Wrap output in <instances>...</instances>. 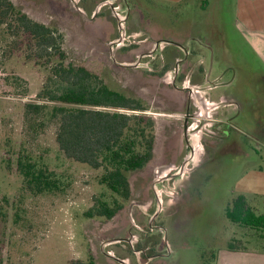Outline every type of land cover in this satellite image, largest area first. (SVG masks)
Listing matches in <instances>:
<instances>
[{"label":"rangeland","instance_id":"rangeland-1","mask_svg":"<svg viewBox=\"0 0 264 264\" xmlns=\"http://www.w3.org/2000/svg\"><path fill=\"white\" fill-rule=\"evenodd\" d=\"M9 1L62 36L68 63L147 106L155 149L150 163L128 175L132 194L124 208L110 220L86 218L94 200L109 195L98 184L101 171L61 154L55 121L25 117L26 104H40L48 69L14 28L0 27V264L89 257L95 264H145L149 255L147 264H223L230 243L239 253L264 252L254 231L225 217L241 194L264 211V134L249 130L264 113V60L237 24L233 0ZM169 42L188 44L199 56L179 62L185 52ZM201 66L209 77L195 84L189 77ZM183 86L197 114L186 132L191 153L181 144ZM249 98L260 110L248 109ZM19 155L53 172L58 189L27 190Z\"/></svg>","mask_w":264,"mask_h":264},{"label":"trees","instance_id":"trees-1","mask_svg":"<svg viewBox=\"0 0 264 264\" xmlns=\"http://www.w3.org/2000/svg\"><path fill=\"white\" fill-rule=\"evenodd\" d=\"M2 26L7 30L14 28L22 42L34 50V59L48 69L36 96L40 104H26L25 117L31 116L30 120L41 114L44 120L55 121V142L61 154L72 162L101 171L98 184L109 191V198H96L84 216L112 219L131 198L128 175L143 169L154 157L155 121L144 114L147 106L110 88L85 67L68 63L61 46L62 36L33 21L9 0H0ZM169 69L167 66L163 71ZM17 172L24 187L34 195L58 189L54 173L44 165L34 164L27 156L19 155ZM225 217L232 224L254 231L264 244V215L257 213L243 195L230 202ZM228 250L240 248L230 243ZM67 264H94V260L89 257Z\"/></svg>","mask_w":264,"mask_h":264},{"label":"crops","instance_id":"crops-1","mask_svg":"<svg viewBox=\"0 0 264 264\" xmlns=\"http://www.w3.org/2000/svg\"><path fill=\"white\" fill-rule=\"evenodd\" d=\"M154 1L163 2L169 5H180V4L185 3L187 0H154ZM200 1H201L200 3L203 4V1L205 0H200ZM233 1L235 3L234 15H235V20L237 21V24L241 27L243 32L247 35V38L250 41V44L252 43L253 49L256 52H258L264 60V0H233ZM169 44L176 46L178 50H181V49L183 50V45H184L183 43L176 44L173 42H169ZM256 44L258 45L257 48L254 47L256 46ZM206 49L208 50L209 48L206 47ZM186 62L187 60L185 61V63ZM203 62H204V58L201 61L198 60V64L200 63L199 65H201ZM200 68L201 69L206 68L208 70V67H205V66H201ZM175 69H176V65H175ZM202 74H203V70L201 71V73H199V75L197 73V76H194V77L190 76L189 80L195 84H202L203 81L208 80L209 72L207 71V75L205 74L202 75ZM263 77L264 76L260 77L263 82L262 84H264ZM253 100L255 101V99L249 98V102L246 103V106L250 105L248 109L249 108L254 109V104H255V108L260 110L258 106L256 107V104L258 105V103L254 102ZM260 102L264 103V99L260 100ZM262 118H264V113L262 115ZM262 118L260 120H262ZM260 120L254 121L253 118L250 120L251 122H253L252 126L249 128L251 132L264 134V125L262 122H260ZM255 211L257 213L264 215V211L262 213L258 212L257 210ZM148 250H149V246L146 247V251ZM228 252L230 253L229 256H227L229 260L227 263H223V264H236V262H232L231 257L234 260H236L238 264H264V252L262 254H249L246 252L239 253L236 251H228ZM104 255L105 257H108L106 254ZM144 258L146 259L145 264H147L149 260L153 259V257H150V255L149 257H144ZM217 264H220V263L218 262Z\"/></svg>","mask_w":264,"mask_h":264},{"label":"flooded vegetation","instance_id":"flooded-vegetation-1","mask_svg":"<svg viewBox=\"0 0 264 264\" xmlns=\"http://www.w3.org/2000/svg\"><path fill=\"white\" fill-rule=\"evenodd\" d=\"M189 49H190V47H189L188 44L183 46V51L185 52V55H183L182 60L179 61V62H182V63H183V61L185 62L189 58V55L191 57H195V56L198 55L197 54L198 52H196V51H190ZM201 71H202V69H200V72ZM200 72H199V69H198V73H200ZM177 89L181 93L182 92H186L187 93V96H186V98L184 99V101L182 103V113H183V116H184L183 118L184 119H183V123H182V131H181V138H182L181 139L182 140V143L181 144L184 147L186 146V152L191 153L192 152L191 143L188 141L189 140V136H188V134H186V132L188 131V129L190 127V123H191L190 121L195 120L196 119V116L195 115H197V114H195L193 112L192 113L190 112V106H191V104H190L191 103V96H190L191 93H190V90L185 91V89H187V87L185 88L184 86L182 88H177ZM174 103H177V102L174 101ZM172 105L173 104H170V106H172ZM177 105L181 106L179 101H178ZM173 106H174L173 108H176L177 110H179V108H178L179 106H175V104ZM199 116H202V115H199ZM202 120H204V119H202ZM177 136L179 137V135H177ZM185 154H184V156H185Z\"/></svg>","mask_w":264,"mask_h":264}]
</instances>
